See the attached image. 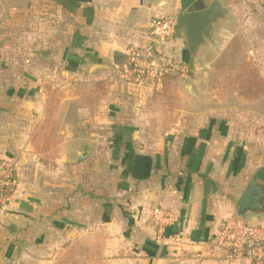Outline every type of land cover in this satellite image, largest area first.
<instances>
[{
	"label": "rangeland",
	"instance_id": "rangeland-1",
	"mask_svg": "<svg viewBox=\"0 0 264 264\" xmlns=\"http://www.w3.org/2000/svg\"><path fill=\"white\" fill-rule=\"evenodd\" d=\"M220 1L228 18L216 28L211 53L190 62L180 46L175 52L182 38L168 45L167 53L187 68L146 96L142 109L150 111L142 115V127L156 121L163 135L176 137V125L227 123L264 155V0ZM67 10L64 0H0V263L54 264L63 222L92 225L93 214L105 215V206L126 204V184L137 189L130 176L142 160L129 161L145 147L110 144L106 117L127 116H100L101 105L108 114L109 107L122 112L133 104L135 113L138 100L129 92L137 90L136 74L124 68L125 57L117 69L109 68L105 83L95 82L96 69L80 65L79 39ZM182 76L199 78L195 95L185 90ZM110 78L118 80L121 95L107 94L115 84ZM98 89L108 97L95 99ZM85 131L91 142L79 141ZM61 137L70 141L60 145ZM80 153L88 155L77 161ZM227 219L244 220L235 214ZM125 234L142 229L128 225Z\"/></svg>",
	"mask_w": 264,
	"mask_h": 264
},
{
	"label": "crops",
	"instance_id": "crops-1",
	"mask_svg": "<svg viewBox=\"0 0 264 264\" xmlns=\"http://www.w3.org/2000/svg\"><path fill=\"white\" fill-rule=\"evenodd\" d=\"M194 1L64 0L68 7L66 16L79 39L80 65L95 68V82L99 79L105 83L106 72L109 68L117 69L129 49L149 43L150 20L154 16L178 17L192 10ZM219 24L213 28V39ZM175 45V52L180 46L185 59L187 50L184 43L178 40ZM211 51L213 46L208 42L200 47L198 56ZM194 69L196 72L198 65ZM185 78L182 76L180 79L188 91ZM110 79L115 84L107 94L111 97L121 95V88L117 91L120 87L118 80ZM194 80L193 95L200 83L198 77ZM177 81L174 80L175 83ZM150 91L153 89L129 92V98L138 100L137 107L133 109L135 113H131L133 104L122 112L118 107H109L108 114L103 105L100 108V116H127L122 119L106 117L110 122V144L124 148L145 147L140 151L142 156H132L129 161L142 160V166L136 170L134 166L130 176L133 183L136 180L134 187L137 189L131 190V186L126 184V204L120 202L123 207L118 204L112 209L105 206V215L100 210L93 214L92 225L90 220L63 222L62 234L57 236L63 243L57 247L55 256L58 258H53L54 264H256L250 250L241 255L232 254L231 248L220 240L219 233L223 220L234 214L264 226V155L242 139L240 128H232L227 123L189 129L176 125V137L173 133L166 137L167 131L163 135L162 126L156 121L153 124H148L151 120L144 122L142 127V115L150 111L142 109V103L146 102ZM108 95L103 89H98L95 99L104 100ZM167 113L174 114L173 111ZM131 115L132 119L128 118ZM106 118L102 117V121ZM181 131H186V134L178 135ZM61 132L64 136L65 132ZM187 134L190 139L183 138ZM83 137L92 141L86 131L79 135V141ZM61 140L60 145L70 141L66 137H61ZM251 180H255L263 192L260 206L239 214L240 198ZM156 207L164 208L174 218L166 226L159 242L156 241L158 231L151 228V212ZM128 225L141 228L142 234L126 235ZM72 229L74 233H68Z\"/></svg>",
	"mask_w": 264,
	"mask_h": 264
},
{
	"label": "built area",
	"instance_id": "built-area-1",
	"mask_svg": "<svg viewBox=\"0 0 264 264\" xmlns=\"http://www.w3.org/2000/svg\"><path fill=\"white\" fill-rule=\"evenodd\" d=\"M177 19L176 16H154L150 20L149 43L129 49L127 63L123 66L136 74L137 89H159L167 77L174 76L180 71L184 72L187 68L166 51L168 45L173 44L176 38ZM152 217L154 227L158 231L156 241L159 242L164 236L166 226L171 224L174 218L162 207L154 208ZM219 236L220 240L231 248L232 254L241 255L250 250L256 264H263V225L250 224L243 219H225L221 224Z\"/></svg>",
	"mask_w": 264,
	"mask_h": 264
},
{
	"label": "water",
	"instance_id": "water-1",
	"mask_svg": "<svg viewBox=\"0 0 264 264\" xmlns=\"http://www.w3.org/2000/svg\"><path fill=\"white\" fill-rule=\"evenodd\" d=\"M227 18L228 14L220 0H210L207 3L204 0H195L192 3V10L178 16L175 36L184 40L190 62H194L197 59L201 46L211 42L214 26ZM184 82L186 83V89L193 94L194 78L186 76ZM87 155L88 153L78 154L77 161H80ZM262 195L263 192L255 180H251L240 198L239 213L257 209L260 206L259 199Z\"/></svg>",
	"mask_w": 264,
	"mask_h": 264
},
{
	"label": "flooded vegetation",
	"instance_id": "flooded-vegetation-1",
	"mask_svg": "<svg viewBox=\"0 0 264 264\" xmlns=\"http://www.w3.org/2000/svg\"><path fill=\"white\" fill-rule=\"evenodd\" d=\"M260 200V199H259ZM240 214V213H239Z\"/></svg>",
	"mask_w": 264,
	"mask_h": 264
}]
</instances>
